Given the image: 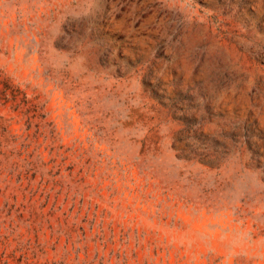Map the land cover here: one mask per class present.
<instances>
[{"label":"rangeland","instance_id":"obj_1","mask_svg":"<svg viewBox=\"0 0 264 264\" xmlns=\"http://www.w3.org/2000/svg\"><path fill=\"white\" fill-rule=\"evenodd\" d=\"M0 264H264V0H0Z\"/></svg>","mask_w":264,"mask_h":264}]
</instances>
